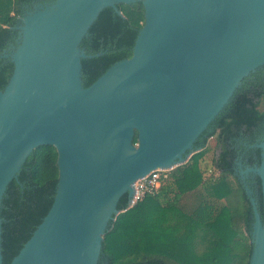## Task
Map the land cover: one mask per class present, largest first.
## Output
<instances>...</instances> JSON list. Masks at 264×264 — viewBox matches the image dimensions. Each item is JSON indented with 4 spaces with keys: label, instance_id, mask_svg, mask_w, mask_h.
<instances>
[{
    "label": "water",
    "instance_id": "95a60500",
    "mask_svg": "<svg viewBox=\"0 0 264 264\" xmlns=\"http://www.w3.org/2000/svg\"><path fill=\"white\" fill-rule=\"evenodd\" d=\"M136 2L144 24L132 56L84 87L81 60L93 56L83 38L104 9L122 16L116 5ZM17 20L16 45L1 56L13 72L0 90V209L38 147L55 148L58 180L10 264H98L120 198L130 204L140 179L186 164L241 82L264 67V0H52ZM252 148L260 163L238 162L235 175L259 178L264 214V133ZM243 188L253 215L248 264H264V216Z\"/></svg>",
    "mask_w": 264,
    "mask_h": 264
},
{
    "label": "trees",
    "instance_id": "16d2710c",
    "mask_svg": "<svg viewBox=\"0 0 264 264\" xmlns=\"http://www.w3.org/2000/svg\"><path fill=\"white\" fill-rule=\"evenodd\" d=\"M49 1L52 0H0V90L13 72L12 63L1 56L16 45L17 31L13 28L17 18L32 5ZM116 7L122 16L112 8L104 9L80 44L87 55L93 56L81 60L84 87L115 63L132 56L144 24V8L141 2ZM263 133L264 67L241 82L204 132L205 137L199 138L204 137L201 150L162 177L155 194H146L129 209L127 195L120 198L119 214L103 236L98 264H248L253 215L233 165L239 142L252 145ZM209 148L214 152V168L220 173L214 180L204 178L200 163ZM248 153V165H258L260 150L250 149ZM56 161L55 148L40 146L8 185L0 209L3 264H10L48 213L58 180ZM199 188L204 193L198 205L192 212H184L178 206L179 200ZM252 192L263 218L259 178ZM223 201L226 204L220 205Z\"/></svg>",
    "mask_w": 264,
    "mask_h": 264
},
{
    "label": "rangeland",
    "instance_id": "374dc122",
    "mask_svg": "<svg viewBox=\"0 0 264 264\" xmlns=\"http://www.w3.org/2000/svg\"><path fill=\"white\" fill-rule=\"evenodd\" d=\"M210 146L213 145V141L210 140ZM210 149V148H209ZM214 152L210 149L208 153L200 161L201 168L203 169V176L205 179H216L219 176V172L213 165ZM204 190L199 188L197 191L184 195L178 202V206L186 213L192 212V210L198 205L200 194H203ZM226 204V201L220 202V205Z\"/></svg>",
    "mask_w": 264,
    "mask_h": 264
},
{
    "label": "built area",
    "instance_id": "2783aa9c",
    "mask_svg": "<svg viewBox=\"0 0 264 264\" xmlns=\"http://www.w3.org/2000/svg\"><path fill=\"white\" fill-rule=\"evenodd\" d=\"M168 172L170 171L156 170L136 182L134 184V195L131 203L127 204V208L133 207L137 202L141 201L146 194H155L160 188L161 178H166Z\"/></svg>",
    "mask_w": 264,
    "mask_h": 264
},
{
    "label": "flooded vegetation",
    "instance_id": "af4514ba",
    "mask_svg": "<svg viewBox=\"0 0 264 264\" xmlns=\"http://www.w3.org/2000/svg\"><path fill=\"white\" fill-rule=\"evenodd\" d=\"M50 2V1H49ZM49 2H44V3H42V4H45V3H49ZM36 5H38V4H36ZM36 5H32V7L30 8V9H26L25 10V12L24 13H26L27 11H30V10H32L33 8H34V6H36ZM23 13V14H24ZM204 136V135H203ZM205 137V136H204ZM204 137H202V139L204 138ZM202 139H200V141H199V139H198V144L197 145H195V150H197V152H199L200 150H201V144H202V142H201V140ZM257 141H259V139H257L256 140V142ZM256 142L254 143V144H256ZM239 146H237L238 147V149H237V152H238V156H237V158L235 159V162H234V165H233V170H234V173H236L237 171H238V167H237V164H238V162H241V164H242V167L245 169V168H251V167H254V166H256V163H253L251 166H249L248 165V156H249V153H248V150H250V149H254V148H252V146L254 145V144H252V145H248V143H245V142H239ZM196 152V153H197ZM218 155V151L216 152V156ZM193 156V155H192ZM256 176H253V175H249V177L245 180V182L243 183V184H246L247 186H248V188L250 189V190H252V188L255 186V181H256Z\"/></svg>",
    "mask_w": 264,
    "mask_h": 264
}]
</instances>
